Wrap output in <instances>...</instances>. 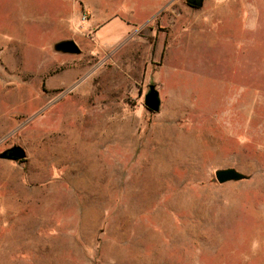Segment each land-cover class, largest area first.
<instances>
[{"label":"rangeland","instance_id":"374dc122","mask_svg":"<svg viewBox=\"0 0 264 264\" xmlns=\"http://www.w3.org/2000/svg\"><path fill=\"white\" fill-rule=\"evenodd\" d=\"M96 1L0 0V264H264V0Z\"/></svg>","mask_w":264,"mask_h":264},{"label":"water","instance_id":"95a60500","mask_svg":"<svg viewBox=\"0 0 264 264\" xmlns=\"http://www.w3.org/2000/svg\"><path fill=\"white\" fill-rule=\"evenodd\" d=\"M199 5L202 4V0H198ZM53 50L63 54L78 55L80 54V48L77 44L71 40H61L53 44ZM143 104L145 108L150 112H158L160 109V97L159 92L153 83L148 85L147 91L144 94ZM26 154L25 151L19 146H13L0 153V158L9 159L14 161L23 160ZM214 178L219 183H226L229 181H240L245 178V175L238 172L236 169L219 168L214 171Z\"/></svg>","mask_w":264,"mask_h":264},{"label":"crops","instance_id":"0c3cea01","mask_svg":"<svg viewBox=\"0 0 264 264\" xmlns=\"http://www.w3.org/2000/svg\"><path fill=\"white\" fill-rule=\"evenodd\" d=\"M85 7L92 12L95 18H98L100 16V11H99V4L96 0H80Z\"/></svg>","mask_w":264,"mask_h":264},{"label":"flooded vegetation","instance_id":"af4514ba","mask_svg":"<svg viewBox=\"0 0 264 264\" xmlns=\"http://www.w3.org/2000/svg\"><path fill=\"white\" fill-rule=\"evenodd\" d=\"M185 3L190 8H200L202 6V4L199 5L198 0H185ZM202 3H203V0H202Z\"/></svg>","mask_w":264,"mask_h":264},{"label":"built area","instance_id":"2783aa9c","mask_svg":"<svg viewBox=\"0 0 264 264\" xmlns=\"http://www.w3.org/2000/svg\"><path fill=\"white\" fill-rule=\"evenodd\" d=\"M82 19H83V20H86V19H87L86 15H83V16H82Z\"/></svg>","mask_w":264,"mask_h":264}]
</instances>
